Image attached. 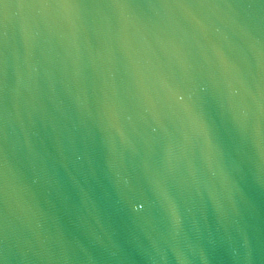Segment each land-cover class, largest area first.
I'll use <instances>...</instances> for the list:
<instances>
[{"label": "water", "instance_id": "95a60500", "mask_svg": "<svg viewBox=\"0 0 264 264\" xmlns=\"http://www.w3.org/2000/svg\"><path fill=\"white\" fill-rule=\"evenodd\" d=\"M193 2L0 0V264H264V0Z\"/></svg>", "mask_w": 264, "mask_h": 264}, {"label": "snow or ice", "instance_id": "6c2138e0", "mask_svg": "<svg viewBox=\"0 0 264 264\" xmlns=\"http://www.w3.org/2000/svg\"><path fill=\"white\" fill-rule=\"evenodd\" d=\"M28 2L37 9H52V8H57V9H64V10H71L74 5H73V0H28ZM191 7L196 8V7H207V6H214L215 8H230L232 7L231 3H214L210 2V0H194L193 3H190ZM114 7H118L123 9L125 7L124 4L122 3H116L113 5ZM2 29V28H0ZM3 32L2 34L6 36L7 31L2 29Z\"/></svg>", "mask_w": 264, "mask_h": 264}]
</instances>
